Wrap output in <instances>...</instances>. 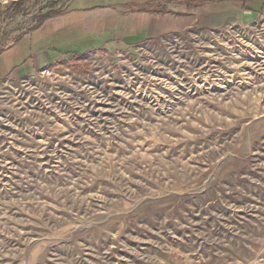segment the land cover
Instances as JSON below:
<instances>
[{"label": "rangeland", "instance_id": "rangeland-1", "mask_svg": "<svg viewBox=\"0 0 264 264\" xmlns=\"http://www.w3.org/2000/svg\"><path fill=\"white\" fill-rule=\"evenodd\" d=\"M70 1L0 0V46ZM260 2L0 81V264H264Z\"/></svg>", "mask_w": 264, "mask_h": 264}, {"label": "crops", "instance_id": "crops-1", "mask_svg": "<svg viewBox=\"0 0 264 264\" xmlns=\"http://www.w3.org/2000/svg\"><path fill=\"white\" fill-rule=\"evenodd\" d=\"M153 1L154 6L141 8L135 0H71L64 12L34 21L13 42L0 46V81L29 77L72 55L112 45H136L189 29L245 26L254 21L258 11L252 6L260 2L189 1L182 14L174 6L162 11Z\"/></svg>", "mask_w": 264, "mask_h": 264}, {"label": "built area", "instance_id": "built-area-1", "mask_svg": "<svg viewBox=\"0 0 264 264\" xmlns=\"http://www.w3.org/2000/svg\"><path fill=\"white\" fill-rule=\"evenodd\" d=\"M37 73L40 77H49L53 74V70L49 67H44L40 69Z\"/></svg>", "mask_w": 264, "mask_h": 264}, {"label": "trees", "instance_id": "trees-1", "mask_svg": "<svg viewBox=\"0 0 264 264\" xmlns=\"http://www.w3.org/2000/svg\"><path fill=\"white\" fill-rule=\"evenodd\" d=\"M145 1H148V0H145ZM145 1H143L142 3H144ZM151 1H153V0H149L148 2H151ZM151 5V4H150ZM142 7L141 8H150L151 6H146V7H144L143 6V4L141 5Z\"/></svg>", "mask_w": 264, "mask_h": 264}]
</instances>
